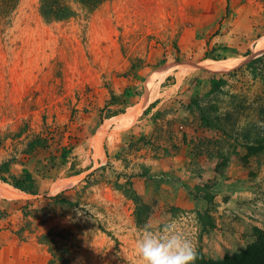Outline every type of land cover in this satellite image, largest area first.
I'll list each match as a JSON object with an SVG mask.
<instances>
[{"label": "rangeland", "instance_id": "obj_1", "mask_svg": "<svg viewBox=\"0 0 264 264\" xmlns=\"http://www.w3.org/2000/svg\"><path fill=\"white\" fill-rule=\"evenodd\" d=\"M238 1L262 12L250 35L220 45L234 0H106L49 23L39 0H19L0 18V157L16 165L4 177L25 168L36 192L48 190L0 193L17 199L0 200V264H47L44 235L66 264H139L145 228L182 231L195 258L215 261L255 241L264 231V0ZM252 59L259 74L246 69ZM146 90L144 135L130 125L147 105L128 112ZM247 230L252 242L226 249ZM213 241L220 258L208 256Z\"/></svg>", "mask_w": 264, "mask_h": 264}, {"label": "trees", "instance_id": "obj_2", "mask_svg": "<svg viewBox=\"0 0 264 264\" xmlns=\"http://www.w3.org/2000/svg\"><path fill=\"white\" fill-rule=\"evenodd\" d=\"M19 0H0V18L10 15L16 8ZM106 0H39L38 12L40 17L45 22H60L73 18L79 10L85 13H92ZM249 55V53H246ZM207 58V53H205ZM258 59H252L246 64V69L253 74H259V71L254 64ZM230 74V73H228ZM224 77L212 78L210 80V94L219 92L226 85ZM139 93V92H137ZM153 103L149 105L151 107ZM148 107V108H149ZM147 109L144 111V113ZM11 161H5L0 164V181L11 185L13 188L30 195H36L34 188V179L31 174L22 168V178H15L12 182H8L4 174L8 172V167ZM61 193L56 194L53 198H61ZM65 201L64 199H62ZM43 236V235H42ZM47 235L38 239V242L48 246L52 258L47 264H66V259L63 258L57 251L49 245ZM193 264H264V231H259L256 234L255 241L248 245L244 251L231 255L224 256L221 260L205 259L204 257H196Z\"/></svg>", "mask_w": 264, "mask_h": 264}, {"label": "crops", "instance_id": "obj_3", "mask_svg": "<svg viewBox=\"0 0 264 264\" xmlns=\"http://www.w3.org/2000/svg\"><path fill=\"white\" fill-rule=\"evenodd\" d=\"M238 2H239L238 0L237 1L234 0V15H235L234 17L235 18H234L233 22L230 24L231 28H229V32H227V31L223 32V30L220 31L218 45H220L221 42L224 43L226 41H228V42H230L231 40L233 41V38H236L237 35H239V36L243 35L244 37H245V35L246 36L250 35L251 31L253 29L252 28L253 19L256 18L255 16L259 15L260 12H262V6L261 5H257L256 4L254 6V5H252V3L250 1H245L243 4H240V5L237 6L236 4ZM253 13H255V14H253ZM137 102H135L134 105ZM150 104H151V101L141 111V113L135 118L133 123L130 125V128H131V127L135 126L136 123H139V126H140L139 127V131L141 132V134H144V135L147 134L150 131V122H149V120H147L149 118V116L153 112V108L149 107ZM146 109H147V111L144 113V111ZM126 112H127V110H126ZM124 114H122V116ZM143 115H144V118H141ZM5 157H6V152H5ZM2 159H4V156L0 157V164L2 163ZM14 168H16V165L15 164L14 165L10 164L9 167H8V172L7 173L10 174V172H11V174H13V172L15 170ZM7 173H5V174H7ZM15 174L17 175L18 173H15ZM32 178L34 179L33 176H32ZM0 183H1L0 187L2 186V184L4 186H8V185L4 184L3 182H0ZM8 187L12 188L10 186H8ZM34 188H36L35 184H34ZM13 189H15V188H13ZM17 191H19V190H17ZM19 192L24 194V196L25 195L28 196V194H25L24 192H21V191H19ZM40 193H41V195H47L48 194V190H47V192H43L42 190L38 189V192H36V195H34V196H37ZM0 200L2 202H7L9 200L12 201V200H17V199H8V198H4V197H2L0 195ZM253 225H256L258 227L261 226V228H263V226L260 223H254ZM252 227H250V228H252ZM252 241H253V237L251 236V231L247 230L244 233L242 239L238 243L233 244L230 241H228V242H225V246H226V249H229V250H234V248H237V250L238 249L241 250V248H243L246 244H248V243H250ZM13 242H14L13 238H10V240H8V245L12 244ZM26 245H28L27 247H30L29 243H26ZM212 249H213V251L210 252V254H208L209 257H211V258H220V257H222L224 251L222 250V248L220 246V243L218 241H213Z\"/></svg>", "mask_w": 264, "mask_h": 264}, {"label": "clouds", "instance_id": "obj_4", "mask_svg": "<svg viewBox=\"0 0 264 264\" xmlns=\"http://www.w3.org/2000/svg\"><path fill=\"white\" fill-rule=\"evenodd\" d=\"M164 232L142 230L135 247L139 264H193L195 250L187 235L170 227Z\"/></svg>", "mask_w": 264, "mask_h": 264}, {"label": "bare ground", "instance_id": "obj_5", "mask_svg": "<svg viewBox=\"0 0 264 264\" xmlns=\"http://www.w3.org/2000/svg\"><path fill=\"white\" fill-rule=\"evenodd\" d=\"M203 66L207 69H218L221 68L220 64L217 62H213V61H205L203 63ZM151 85V84H150ZM152 86V85H151ZM150 88V87H149ZM151 89V88H150ZM149 89V90H150ZM151 97V94L148 90H146L143 95L140 98V101L138 102V104H136L134 107H132L129 112L128 115L131 118L133 114L137 113L138 111H140V109L144 106L147 105L149 99ZM128 111V110H127ZM129 119H127L126 121H128ZM104 132V128L99 129L97 131V133L94 136V141H93V147L96 151V153L99 151V147L101 145V140H102V133ZM59 190V189H57ZM1 195H5V196H10V197H15V196H20L23 195L22 193H20L19 191H17L16 189H5L3 187H1L0 190Z\"/></svg>", "mask_w": 264, "mask_h": 264}]
</instances>
